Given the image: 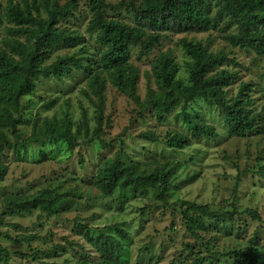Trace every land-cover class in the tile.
Returning a JSON list of instances; mask_svg holds the SVG:
<instances>
[{"label": "rangeland", "instance_id": "rangeland-1", "mask_svg": "<svg viewBox=\"0 0 264 264\" xmlns=\"http://www.w3.org/2000/svg\"><path fill=\"white\" fill-rule=\"evenodd\" d=\"M14 1L28 6L32 16L37 17L39 0ZM106 1L113 5L122 0ZM7 2L0 0L1 13L5 14L0 26V49L9 50L6 42L14 35V24L4 8ZM105 14L135 24L131 6L109 7ZM92 18L89 1L80 0L79 7L60 21V29L79 32L82 38L73 45H55L44 64L65 55L74 56L80 64L71 62L70 71L61 77L37 78L34 92L21 100L25 121L19 131L23 138L30 134L35 118L41 122L45 117L67 115L77 146L70 150L66 142L45 145L33 141L20 150L5 148L0 153V160L7 166V173L0 178V264H74L79 255L72 242L84 243L93 250L86 241V232L95 237L113 231L118 236L116 226L129 232V239L124 240V264H190L196 257H203L201 264H245L247 253H264V55L231 44L225 34L237 30L236 26H224L228 17L206 32L166 31L148 55H139L140 46H133L130 61L139 68L137 91L142 100L149 87L156 89L151 68L162 51H172L180 66L178 77L185 84L191 82L192 58L181 45L182 38L201 42L211 52L227 54L229 59L207 74L229 75L224 87L228 100L237 95L243 84L247 86L244 92L251 97L247 107L256 118V127L244 135L232 134L222 106L198 96L187 103V108L199 121L214 125L217 135L193 137L191 145L183 149L170 147L166 138L171 133L193 136L192 127L175 117L184 99L165 119H160L152 106L141 108L113 84L108 74L101 73L106 81L102 91L103 132L99 137L95 134L99 108L90 81L91 75L101 69L107 45L99 40L97 31L88 29ZM148 132H154L159 140H152ZM116 155L125 162L139 163L143 169L159 168L165 159L180 160L182 165L172 181L167 203L154 195L152 187L129 196L123 207L118 203V191L103 195L94 178L101 163ZM238 175L240 184L235 191ZM45 187L58 195L73 196L75 205L57 216H49L41 209L30 214L6 211L7 193H32ZM182 200L209 204L215 210L251 208L262 219L245 213L233 218H206V229L198 239L186 229ZM28 234H34L33 240L10 239ZM57 244L63 247L53 250ZM3 249L9 257H4ZM36 250L37 257L31 256Z\"/></svg>", "mask_w": 264, "mask_h": 264}, {"label": "trees", "instance_id": "trees-1", "mask_svg": "<svg viewBox=\"0 0 264 264\" xmlns=\"http://www.w3.org/2000/svg\"><path fill=\"white\" fill-rule=\"evenodd\" d=\"M88 1L93 13L88 29L97 31L99 40L107 45L101 69L91 75L90 81L97 98V102L96 98L94 102L99 108L96 135L101 137L103 132L102 91L106 80L101 73L108 74L113 84L141 108L152 106L160 119H165L180 99H184L185 103L175 117L192 127L193 136L179 131L171 133L166 138L170 147L183 149L191 145L193 137L217 135L214 125L199 121L196 114L187 108V103L198 96L214 100L222 106L232 134L244 135L256 127V118L249 113L247 107L251 100L250 95L244 92L247 86L243 84L237 95L228 100L224 87L228 83L229 75L207 74L228 60L227 54L211 52L201 42L182 38L180 43L192 58L189 67L191 82L185 84L178 77L180 66L172 51H162L151 68L156 89L149 87L145 100L141 99L137 91L139 68L130 61V56L133 46H140L139 55H148L166 31L206 32L217 27L218 21L225 17L229 19L224 26H236L237 30L225 34L232 45L264 55V0H142L140 3L122 0L113 5L106 0ZM79 4L80 0H66L64 3L59 0H39L36 18L32 16L28 6H23L21 2L8 0L5 5L7 16L14 24L11 28L14 35L7 39L9 50L0 49V153L5 148L20 150L33 141L45 145L66 142L70 150L77 146V137L67 115L62 118L45 117L41 122L35 118L31 132L25 138L19 131V125L25 121L21 111L22 97L34 92L36 79L61 77L70 71L71 62L80 64V60L71 55L61 56L50 64H44L55 45H73L82 38L79 32L64 31L58 27L60 21L67 19ZM122 5L132 7L135 14L134 25L106 16L105 9H116ZM258 10H262V13ZM1 11L0 3V26L5 16ZM42 13L46 15L43 16ZM17 35L25 38L21 39ZM148 134L152 140H159L154 132ZM181 165L180 160L165 159L159 168L143 169L139 163L125 162L116 155L101 163L94 179L103 195H112L118 191L120 207H123L129 196L144 193L149 187L153 188V193L159 200L167 203L172 181ZM6 173L7 166L0 160V178ZM239 184L240 175L237 176L235 191ZM4 198V207L8 212L30 214L35 209H41L49 216H57L71 209L76 203L73 196L58 195L46 187L32 193H7ZM181 204L185 207L186 229L198 239L201 238L200 232L206 229V218H233L236 214L245 213L253 219H262L258 211L251 208L239 210L234 206L230 211L215 210L209 204L187 200H182ZM78 225L80 224H76ZM114 231L118 236L113 231L101 232L95 237L86 232V241L91 243L93 250L84 243L72 242L73 250L79 255L74 264H124V240L129 239V232L120 226H116ZM33 238L34 234L10 237L16 242L30 241ZM62 247L63 244H57L53 250ZM37 254L36 250L30 255L37 257ZM263 254L261 250L247 253L245 264H264ZM4 257H9L6 250ZM202 260L203 257H196L190 264H201Z\"/></svg>", "mask_w": 264, "mask_h": 264}]
</instances>
